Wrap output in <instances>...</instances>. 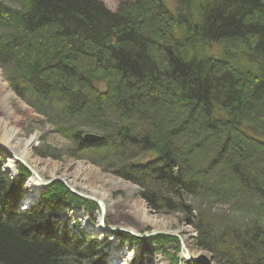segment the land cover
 Returning <instances> with one entry per match:
<instances>
[{
  "label": "trees",
  "instance_id": "1",
  "mask_svg": "<svg viewBox=\"0 0 264 264\" xmlns=\"http://www.w3.org/2000/svg\"><path fill=\"white\" fill-rule=\"evenodd\" d=\"M198 1L135 0L113 12L99 0H0V67L36 110L40 95L61 97L80 124L56 126L138 185L155 214L194 215L196 249L217 264H264V0ZM86 127L98 142L83 140ZM215 144L214 163L196 166V150ZM23 183L0 170V264H108L89 235L59 231L63 210L82 200L50 189L44 207L21 213ZM162 238L138 243L152 254Z\"/></svg>",
  "mask_w": 264,
  "mask_h": 264
},
{
  "label": "rangeland",
  "instance_id": "2",
  "mask_svg": "<svg viewBox=\"0 0 264 264\" xmlns=\"http://www.w3.org/2000/svg\"><path fill=\"white\" fill-rule=\"evenodd\" d=\"M99 1L104 3V5L113 12L117 10L120 2H135V0ZM166 6L170 11L174 13L177 12L175 2L167 1ZM162 28L164 29V26H162ZM211 53L213 56L218 57L220 50L218 47H214ZM0 73L3 82L8 85L10 90L25 107L21 108L18 106H11L10 112H6L3 110V104L0 100V123L6 121L8 122L9 127L12 129V132L17 130V138L19 141L26 142L31 138L36 139V145L27 161L29 165L37 169L41 176V180H55V182L50 184L47 188L42 187V192L40 195L33 202L28 203L27 196L31 191L30 187L28 186L29 180L34 179L40 184L41 182L19 162H17L14 166V173L8 170V161L12 154L6 152L2 145H5L9 142L7 141L9 133L5 132V130L2 131L3 133L0 132V170L12 182L24 181V191L17 204L19 212L26 213L33 207H44L45 198H52L48 193L50 189H63L66 192L71 193L62 184V181H64L63 179H65V182L67 181L66 183L73 187L78 193L87 194L89 197H95L98 200H105L106 212L104 215V224L107 228H124L129 231H134L139 235L149 234L151 232H165L173 235V237L157 236L163 237L165 240L162 238V240H160L162 241L161 244L158 242L154 243V241L153 243L151 242V248L153 249L152 254L144 252L140 248L141 244L138 243L141 240H137L130 235L116 232L107 233L105 231L103 232L104 234L98 235L93 230H88L86 223L88 222L89 224H92L96 227L99 225V221L102 216L100 207L93 200L82 198L71 193L75 197L82 200L84 205H75L65 208V211L63 210L61 217L57 221L59 231H62V229L66 228L70 232H73L75 236L82 241H84L82 233H86L89 235L90 239L97 242L100 249L106 248L111 251L112 255L114 254V256L119 258L117 264H133L136 257H138V254V258L141 260L139 264H217L214 255L207 251H200L195 247V243L198 238V232L195 227L196 218L194 215L185 217L183 214L177 213H168L165 215L155 214L152 209H150L145 199L142 197L143 191L138 185L118 177L115 174L117 170H115L113 167H108L106 164L104 165L106 162L104 160H98V156H96V154L84 153L91 155L90 158L89 156L81 155L77 148L75 149L73 143L64 135V133H62L64 131L57 127V122L54 121L57 120L61 123H65V119H70V117H72V119H74L77 124H80L78 123L79 118L77 114L70 113V111L65 109L66 107L63 106L62 102L64 101L61 97L54 95V97L51 96V99L48 96L45 97L40 95L39 98L35 99L37 103H32L40 106V109L36 110L34 106L30 105L28 102L24 101V99L18 96L7 79L8 74H5L1 67ZM94 86L95 90L101 94L107 90L105 84L102 83L101 80L95 82ZM52 101L54 103H52ZM41 106L43 109L51 110V112L53 111L52 113H56L55 116L51 119L43 116L44 113H40L42 112ZM97 107L99 106L97 105ZM83 120L86 119H81L82 122ZM86 121V124H88L89 121ZM98 123L101 126H108V121L106 119L100 120ZM146 124V120L144 123L142 121L140 122V125L142 126ZM83 133L85 135L93 134L101 138V135L98 131L88 127L83 129ZM98 141H95L94 143ZM216 147L217 144L211 146V148H208L205 151L196 150V155L193 157L194 164L198 167L201 163L203 165L208 163V166L213 164L217 159L213 153V150H215ZM156 158L157 155L155 153H150L148 155L140 156L138 160L134 161L139 164H145L154 161ZM21 169H24L29 174L26 181L21 174ZM121 183L132 187L134 191L127 192L120 186ZM142 204L148 208L152 216L157 218L158 221L163 224L162 226L164 231H160V229H157V226L149 225L141 219V215H139L138 211L140 210ZM214 211L218 213V215H232V213L229 211V208L224 206H219L218 208H215ZM76 214L80 215V217H77ZM184 229L188 230V233H185ZM184 235L188 239L185 246L189 252V256L191 259H195L196 262H187L182 255V244L180 239L176 238L175 236L183 238ZM149 239L146 240L149 241ZM105 260L108 264H112L108 259L105 258Z\"/></svg>",
  "mask_w": 264,
  "mask_h": 264
},
{
  "label": "bare ground",
  "instance_id": "3",
  "mask_svg": "<svg viewBox=\"0 0 264 264\" xmlns=\"http://www.w3.org/2000/svg\"><path fill=\"white\" fill-rule=\"evenodd\" d=\"M0 100H1V103L3 104V110L6 112H10L11 106H18L21 108H25L24 105L17 99L15 94L10 90L8 85L5 82H3L1 73H0ZM4 130H5V132L9 133V137L7 140L9 142L5 145H2V144L1 145L4 147L6 152L12 154V156L9 158V161H8V163H9L8 164V170H10V172L14 173L15 172V171H13L14 166L17 163L16 162L17 160H15V158L19 159L20 161L26 162L29 165L27 159L32 154V151L36 145V139L31 138L30 140H28L26 142L19 141L17 138L18 131L14 130L12 132V129L9 127V124L6 121L0 123V132L3 133L2 131H4ZM29 166L34 169V171L36 172V174L39 177H41L35 167H33L31 165H29ZM63 180L65 181V179H63ZM28 186L30 187V190H31L27 196V201L29 203V202H33L40 195V193L42 192V186L38 181H36L34 179L29 180ZM120 186L123 189H125L127 192L134 191V189L132 187H130L126 184L121 183ZM84 195H87V194H84ZM100 200L105 202V200H103V199H100ZM138 213H139V215H141V219L144 222H146L147 224L152 225V226L153 225L157 226L158 227L157 229H160V231H164V228L162 226L163 224L160 221H158L157 218H155L154 216L151 215L150 211L148 210V208L144 204H142ZM76 216L80 217V215H78V214H76ZM86 227L88 230H93L98 235L104 234L103 228L104 227L107 228L106 226L101 228L100 225H98L96 227V226H93L92 224H89L88 222L86 223ZM108 228L111 229L113 227H108ZM157 229H156V231H157ZM132 232H134V231H132ZM184 232L188 233V230L184 229ZM182 241L184 244L187 243L188 239H187V237H185V235L182 238ZM100 254H101V256H104L106 259H108L112 264H117L119 261V258L114 256V254L112 255L111 251L106 249V248H101Z\"/></svg>",
  "mask_w": 264,
  "mask_h": 264
},
{
  "label": "water",
  "instance_id": "4",
  "mask_svg": "<svg viewBox=\"0 0 264 264\" xmlns=\"http://www.w3.org/2000/svg\"><path fill=\"white\" fill-rule=\"evenodd\" d=\"M100 139V137L96 136V135H93V134H86L84 137H83V140L85 142H88V143H94L95 141H98ZM15 160H17L16 162H19L20 164H22L25 168H27V170L34 176L36 177L42 184V187L44 188H47L50 184L54 183L55 180L52 179V180H49V181H43L40 179V177L36 174V172L34 171V169L32 167H30L26 162H23V161H20L19 159L15 158ZM62 184L66 187V189L68 191H70L71 193H73L74 195H77L79 197H82V198H86V199H90V200H93L101 209V213H102V216L100 218V221H99V225L101 228H103L105 225H104V215H105V212H106V205H105V202L101 201V200H98L96 199L95 197H89L88 195H84V194H81V193H78L73 187H71L70 185H68L65 181H62ZM105 232H116V233H121V234H127V235H130L131 237L137 239V240H146V239H149V238H154V237H157V236H168V237H173V235L169 234V233H165V232H151L149 234H144V235H139V234H136L132 231H129L127 229H124V228H119V227H113V228H103ZM176 238L180 239V242L182 244V255L185 259V261L187 262H196L195 259H191L190 256H189V252L188 250L186 249V246L185 244L183 243L182 241V238L180 237H177L175 236Z\"/></svg>",
  "mask_w": 264,
  "mask_h": 264
}]
</instances>
